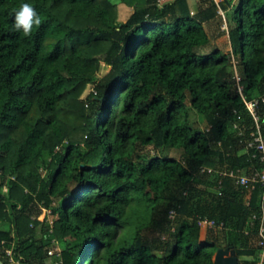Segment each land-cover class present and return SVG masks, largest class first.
<instances>
[{
    "label": "trees",
    "instance_id": "trees-1",
    "mask_svg": "<svg viewBox=\"0 0 264 264\" xmlns=\"http://www.w3.org/2000/svg\"><path fill=\"white\" fill-rule=\"evenodd\" d=\"M120 1L0 0V264H259L264 0Z\"/></svg>",
    "mask_w": 264,
    "mask_h": 264
},
{
    "label": "rangeland",
    "instance_id": "rangeland-1",
    "mask_svg": "<svg viewBox=\"0 0 264 264\" xmlns=\"http://www.w3.org/2000/svg\"><path fill=\"white\" fill-rule=\"evenodd\" d=\"M236 2V0H234ZM112 2L116 3L118 6V10L120 13L119 16V20H124L126 18V16L129 14V12L131 11V8L127 5H125L123 2H121L120 0H112ZM190 4H191V8L192 11H196V7H197V1L196 0H189ZM232 8H228V9H222V13H219L218 17H215L213 20H211L209 22V24H205L207 31L209 32V34L211 35V37H213L214 35H216L217 33H219L220 31H226L228 30V28L231 26V13H232ZM238 68V67H237ZM234 69H236L234 67ZM237 70V69H236ZM194 118L198 120V115H194ZM200 122V119L199 121ZM200 127H205L204 123H200ZM179 153V150L173 149L171 151V154H175L177 155ZM47 173V168L46 167H42V174L45 175ZM47 212H49V210H47ZM7 225L6 222H1L0 223V227H5ZM220 247H224V245L220 246ZM10 248L7 249V251H9ZM59 250L60 247L59 245H56V247H50V251H49V256L46 258L48 263H56L57 261H59L58 259V255H59Z\"/></svg>",
    "mask_w": 264,
    "mask_h": 264
},
{
    "label": "built area",
    "instance_id": "built-area-1",
    "mask_svg": "<svg viewBox=\"0 0 264 264\" xmlns=\"http://www.w3.org/2000/svg\"><path fill=\"white\" fill-rule=\"evenodd\" d=\"M216 2H218V0H216ZM222 8H218L217 12L218 13H222ZM236 76V80H239V75L235 74ZM242 86L239 85V90L241 91ZM242 92V91H241ZM262 99H264V97H262ZM247 102V107L249 108V110L251 111V113L254 115V118L256 120V129L252 130L250 135H251V139L247 141L248 146H253L255 147L258 152H260V160L262 161V168L260 171L255 172L252 176H246V175H241L238 178V181L243 184V183H251L253 185V182H257L260 183V185L263 188V193H264V136L260 131V123H258V115L256 113V107H257V103H258V99L257 98H253L251 100H246ZM208 222L210 224L213 223L212 220H208ZM259 234L261 235V239H260V243L262 245L261 247V251H260V256H261V261H263L264 259V217H261V222H260V228H259ZM261 261L259 262V264H261Z\"/></svg>",
    "mask_w": 264,
    "mask_h": 264
},
{
    "label": "clouds",
    "instance_id": "clouds-1",
    "mask_svg": "<svg viewBox=\"0 0 264 264\" xmlns=\"http://www.w3.org/2000/svg\"><path fill=\"white\" fill-rule=\"evenodd\" d=\"M40 23L41 18L31 4L24 3L15 12L14 30L22 31L25 36L31 35L33 27L39 26Z\"/></svg>",
    "mask_w": 264,
    "mask_h": 264
},
{
    "label": "water",
    "instance_id": "water-1",
    "mask_svg": "<svg viewBox=\"0 0 264 264\" xmlns=\"http://www.w3.org/2000/svg\"><path fill=\"white\" fill-rule=\"evenodd\" d=\"M214 264H239L234 247H218L214 254Z\"/></svg>",
    "mask_w": 264,
    "mask_h": 264
},
{
    "label": "crops",
    "instance_id": "crops-1",
    "mask_svg": "<svg viewBox=\"0 0 264 264\" xmlns=\"http://www.w3.org/2000/svg\"><path fill=\"white\" fill-rule=\"evenodd\" d=\"M191 5V4H190Z\"/></svg>",
    "mask_w": 264,
    "mask_h": 264
}]
</instances>
